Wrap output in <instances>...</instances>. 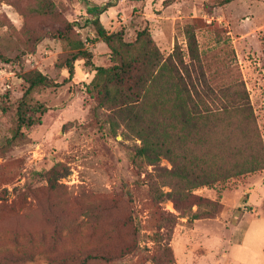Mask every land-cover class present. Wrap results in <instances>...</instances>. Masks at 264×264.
Masks as SVG:
<instances>
[{"label": "rangeland", "instance_id": "374dc122", "mask_svg": "<svg viewBox=\"0 0 264 264\" xmlns=\"http://www.w3.org/2000/svg\"><path fill=\"white\" fill-rule=\"evenodd\" d=\"M94 16L107 33L122 31L125 42L147 28L163 57L177 45L185 61V27L191 26L210 85L244 83L255 117V163L264 164V0H0V254L16 247L32 256L25 264H73L55 259L105 241H130L128 230L110 233L108 226L130 215L139 228L137 248L117 264H154L162 247L172 252L173 264H264L256 219L264 212V169L196 189L221 208L191 221L170 201H153L155 171L136 172L127 159L140 144L136 138L123 128L116 135L98 130L109 127V112L92 116L90 66L76 60L72 78L62 68L74 53L65 35L83 43L93 65H111ZM34 71L57 87L32 92V102L45 108L40 123L7 146L27 88L23 77ZM159 165L170 169L165 159Z\"/></svg>", "mask_w": 264, "mask_h": 264}, {"label": "trees", "instance_id": "16d2710c", "mask_svg": "<svg viewBox=\"0 0 264 264\" xmlns=\"http://www.w3.org/2000/svg\"><path fill=\"white\" fill-rule=\"evenodd\" d=\"M92 25L96 38L110 50L111 65H93L83 43L65 35L74 53L62 68L72 78L76 60H85L90 66L94 74L87 91L96 103L92 116L96 118L101 109L109 112V127L99 125L98 130L116 135L123 128L140 142L128 150L127 159L136 172L144 166L155 171V180L150 181L155 203L170 201L180 216L191 221L215 216L221 204L194 194L196 189L264 169V164L255 163V117L244 83L237 81L219 89L210 85L191 26L185 27V61L177 45L163 57L147 28L137 32L133 42H125L122 31L107 33L98 18ZM23 79L27 88L17 105L16 123L7 146L21 142L25 133L40 123L45 108L32 102V92L39 87H57L37 71L26 73ZM162 159L170 169L160 167ZM54 175V168L45 174L49 189L53 188ZM164 187L168 189L165 193L161 191ZM124 195L130 199V190L125 189ZM194 206L197 210L193 212ZM113 207L103 211L110 212ZM108 226L110 233L128 230L130 241H105L55 260L117 264L137 248L139 228L130 215L115 217ZM27 258L31 260L32 256L14 247L0 254V264H25ZM52 258L47 257V262ZM152 260L154 264L174 262L168 247L160 248Z\"/></svg>", "mask_w": 264, "mask_h": 264}, {"label": "crops", "instance_id": "0c3cea01", "mask_svg": "<svg viewBox=\"0 0 264 264\" xmlns=\"http://www.w3.org/2000/svg\"><path fill=\"white\" fill-rule=\"evenodd\" d=\"M259 198L261 199V202L263 203L264 192L260 195ZM259 215L260 216L256 218V219L259 220V223H261V227H260V230H259L260 236L258 238L259 239V245H260V249H259L260 251L259 252H263L264 253V251H263V248H264V218H262V217H264V212L262 214H259ZM261 255H262V253H261ZM262 258H264V255H262ZM256 264H257V262H256Z\"/></svg>", "mask_w": 264, "mask_h": 264}]
</instances>
